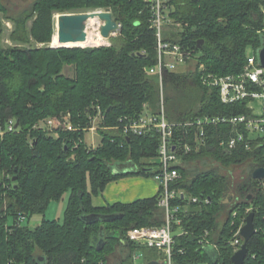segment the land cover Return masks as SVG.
Masks as SVG:
<instances>
[{
    "label": "trees",
    "instance_id": "obj_1",
    "mask_svg": "<svg viewBox=\"0 0 264 264\" xmlns=\"http://www.w3.org/2000/svg\"><path fill=\"white\" fill-rule=\"evenodd\" d=\"M171 3V15L186 25L165 31V39L189 50L187 62L194 65L192 69L187 65L164 69L160 85L158 76L147 71L157 63V50L144 0H34L21 11L15 10L12 0H0V14L13 23L8 37L16 43L3 45L0 17V121L14 118L19 123L17 130L0 138V264H107L108 255L121 243H127L131 252L154 250L157 258H163L155 248L127 242L124 236L133 226L163 224L159 192L128 203L92 204V196L101 195L107 183L134 174L153 177L158 163L155 132L124 133L110 126L119 125L122 117L138 116L144 105L156 112L161 86L167 119L180 123L174 136L191 145L187 121L206 115L251 114L248 99L224 103L217 87L204 85L200 78L204 73L238 74L247 62V49L257 56L264 42V0ZM99 8H109L121 24L111 43L49 46L57 14ZM198 40H203L200 47ZM32 42L33 46L25 45ZM65 66L73 68L72 75L62 71ZM98 110L101 140L88 147L83 135ZM66 115L74 129L61 130L58 136L34 128L47 116ZM233 133L229 124L209 126L205 145L182 156L181 178L171 184L184 193L172 201L180 207L176 213L180 221L173 223L174 264H232V241L242 243L236 230L250 211L256 231L247 242L243 264H264V190L260 180L251 176L253 169L264 166V135L252 141L251 149L240 143L233 149L222 148L220 141ZM259 142L261 147H254ZM205 157L223 167L250 162L236 195L230 194L228 179L218 167L185 165ZM117 162H131L135 170L114 173L112 165ZM147 167L150 170H143ZM65 191L69 197L62 221L43 218L34 227L17 223L19 214L44 213ZM93 213H119L121 217L108 222L84 218ZM222 213L225 217L220 222ZM8 216L13 219L10 225L6 224Z\"/></svg>",
    "mask_w": 264,
    "mask_h": 264
},
{
    "label": "built area",
    "instance_id": "obj_2",
    "mask_svg": "<svg viewBox=\"0 0 264 264\" xmlns=\"http://www.w3.org/2000/svg\"><path fill=\"white\" fill-rule=\"evenodd\" d=\"M147 2L150 10V27L155 30L157 63L147 68L149 73L162 77L164 69H175L178 65H186L191 58V52L183 48L179 43L166 40L164 32L167 30L177 31L186 23L174 18L171 13L174 11V5L171 0H144ZM105 8L99 10H104ZM117 21V20H116ZM100 22L96 23V30ZM88 27L87 33H88ZM121 24L117 21V28L110 31V37H115L120 33ZM101 40V41H103ZM107 44V43H104ZM241 72L236 75H215L213 73H204L201 75V81L209 87H217L219 95L224 103H233L239 100L248 99V108L251 114L223 115V116H202L187 121L190 129L186 135H192L193 145L183 140L181 136L175 135V128L180 123L169 121L164 110L163 97L160 100L159 109L151 112L147 105L144 110L136 117H122L119 119V125L110 126V128H121L124 133L144 134L149 131L155 132L158 136L157 165L154 170L153 178L158 183L159 198L158 207L164 212V222L160 226H133L126 230L125 240L144 245L148 248H155L163 254L160 264H174L172 261V248L174 244L175 231L173 223H179L177 212L180 207L172 205V201L179 195L183 197L184 193L180 189L171 187V184L181 178L180 166L182 156L190 153L193 149L198 150L206 143V131L209 126L217 124H229L233 127V134L228 139L220 141V145L225 149H233L239 143L246 149H251L254 140L264 135V67H262L253 53L247 55V62ZM200 66L199 68H201ZM259 100V109L256 110L253 100ZM69 115L64 117L52 116L39 120L34 124V128H40L49 134L58 136L61 130L74 129ZM101 113L98 110L96 116L91 119V126L88 130L98 131L97 122L101 119ZM97 121V122H96ZM14 118L0 121V138L6 133L17 130ZM244 131L247 133L245 136ZM76 145V144H75ZM262 143H256V148L261 147ZM259 186L264 190V178L259 179ZM192 201H197L193 197ZM26 217L19 214L17 223H21ZM239 230V229H238ZM236 234L239 235V231ZM232 244L235 250L239 247V240L234 239ZM237 245V246H236ZM137 254H134L136 257Z\"/></svg>",
    "mask_w": 264,
    "mask_h": 264
},
{
    "label": "water",
    "instance_id": "obj_3",
    "mask_svg": "<svg viewBox=\"0 0 264 264\" xmlns=\"http://www.w3.org/2000/svg\"><path fill=\"white\" fill-rule=\"evenodd\" d=\"M196 1V0H193ZM97 17L100 25L98 27L99 33L102 35L103 38H108L110 31H113L117 28V21L113 17L112 12L109 8H105L104 10H89L84 12H66V13H59L56 16L55 21V35L57 36L58 45L54 46L50 45V47H69V43H77L85 41L87 37V26L88 21L90 18ZM54 38V36H53ZM53 40V39H52ZM203 40L197 41V46L200 47ZM257 59L259 64L264 67V42L261 46L257 49ZM18 122H16L15 127L18 126ZM135 170V166L131 162H117L112 165V170L114 173H121L127 171ZM144 168L143 170H147ZM150 170V169H148ZM251 176L254 179H261L264 178V166H259L253 169L251 172ZM13 180L16 178L13 177ZM251 194L247 196L248 199L251 198ZM121 217L119 213H110V214H90L84 215V218L87 221L94 220H104L109 221L115 218ZM239 236L242 238V243L239 244V247L233 252L231 255V262L232 264H243L245 257L247 255V242L250 237L255 233L256 229L254 226V212L250 211L245 217L243 224L240 226ZM40 260H43V257H39ZM144 264H160L157 260H150L144 262Z\"/></svg>",
    "mask_w": 264,
    "mask_h": 264
},
{
    "label": "rangeland",
    "instance_id": "obj_4",
    "mask_svg": "<svg viewBox=\"0 0 264 264\" xmlns=\"http://www.w3.org/2000/svg\"><path fill=\"white\" fill-rule=\"evenodd\" d=\"M13 4H14V8L15 10H24L30 7L31 3L34 0H12ZM57 16V15H56ZM0 17H2V22H3V33H2V37H1V41L3 43V45H15L16 43H14L13 41H11L8 37L10 31L13 29V23L10 19L5 18L2 14H0ZM30 19L28 22V25H30ZM96 23H92L91 25H89L88 30L91 33H95L96 31ZM98 32V31H97ZM99 33V32H98ZM54 37H56V35L54 34ZM52 45L56 46L58 45L55 41L54 38H52ZM113 40V37H110L108 40H103L102 42H100V44H104V43H111ZM34 42L29 43V44H25L26 46H33ZM51 43L49 44V46L51 45ZM24 45V46H25ZM36 45H40V44H36ZM87 43L83 44V43H79L78 45H70L71 46H86ZM87 46H94V45H87ZM253 54L252 49L249 47L247 49V55H251ZM187 68H193L194 62H187L186 63ZM64 72H66L68 75H72L73 74V68L66 66V68L63 70ZM159 81H160V85H162V77H158ZM164 89V88H163ZM164 91V90H163ZM162 86L160 88V94L161 97L162 96ZM253 104L255 106V109L258 110L259 109V100L255 99L253 100ZM97 122V121H96ZM84 143L86 144V146L88 147H95L100 143L101 140V134L99 131L95 130H86L84 132L83 135V139ZM185 165H187V167L189 168H194V169H205L208 168L210 166H216L218 167V170L220 173L224 174L226 176V178L228 179V184H229V192L230 194H234L236 195V189L237 186L239 185V183L245 179L249 173L250 170V162L247 160L243 163L240 164H233L230 165L228 167H223L221 166L219 163L215 162L212 158L210 157H205L203 159H198V160H191L189 162H187ZM134 175H139V174H134ZM141 177H144L145 179H151L153 181H155V179L152 176H145V175H141ZM156 182V181H155ZM68 197H69V191H65V193L62 194V196L58 199V200H52L47 208L45 209L44 213H34L31 215H28L26 217V219L21 221V224H27L28 226L34 227L36 226L38 223L41 222V220L43 218L45 219H49V220H58V221H62L63 216H64V211L65 208L67 206V202H68ZM225 217V214L222 213L219 217L220 222L223 220V218ZM13 223V219L11 218V216H8L6 219V224L10 225ZM117 259L116 256H114L113 261L115 262ZM142 262H144V256H142V253L136 255V257L132 256L129 257L128 259H126V261L123 264H143ZM197 264H205V263H197Z\"/></svg>",
    "mask_w": 264,
    "mask_h": 264
},
{
    "label": "crops",
    "instance_id": "obj_5",
    "mask_svg": "<svg viewBox=\"0 0 264 264\" xmlns=\"http://www.w3.org/2000/svg\"><path fill=\"white\" fill-rule=\"evenodd\" d=\"M65 68L66 66L64 69ZM64 73L67 74L66 72ZM155 181L145 179L144 177H141V175L122 176L120 179L118 178L107 183L101 195L92 196V204L100 207L107 203H128L137 199L152 197L158 192V183ZM140 253L144 256V262L150 260L161 261L160 258H157L158 253L154 250L136 249L131 252L127 243H121L108 255L107 264H123L126 259L129 258V254H131L132 257L134 254L138 255ZM114 256L117 257L115 262L113 261ZM144 262L142 263L144 264Z\"/></svg>",
    "mask_w": 264,
    "mask_h": 264
},
{
    "label": "bare ground",
    "instance_id": "obj_6",
    "mask_svg": "<svg viewBox=\"0 0 264 264\" xmlns=\"http://www.w3.org/2000/svg\"><path fill=\"white\" fill-rule=\"evenodd\" d=\"M97 21H98V18L95 16V17H93V18H90L89 19V21H88V25H91L92 23H97ZM101 40H103V37H102V35L100 34V33H98L97 32V30L95 31V33H91V32H89L88 31V33H87V37H86V39H85V41H82V42H77V43H69V44H66V45H78L79 43H87V45H98V44H100V42H102ZM54 41L57 43V44H59L58 43V40H57V36L56 37H54ZM57 46V45H56Z\"/></svg>",
    "mask_w": 264,
    "mask_h": 264
}]
</instances>
